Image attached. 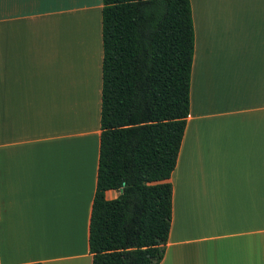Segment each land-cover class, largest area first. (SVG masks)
Here are the masks:
<instances>
[{"label": "crops", "instance_id": "crops-1", "mask_svg": "<svg viewBox=\"0 0 264 264\" xmlns=\"http://www.w3.org/2000/svg\"><path fill=\"white\" fill-rule=\"evenodd\" d=\"M190 3V111L158 264H264V0ZM101 8L0 0V264H91Z\"/></svg>", "mask_w": 264, "mask_h": 264}, {"label": "trees", "instance_id": "trees-1", "mask_svg": "<svg viewBox=\"0 0 264 264\" xmlns=\"http://www.w3.org/2000/svg\"><path fill=\"white\" fill-rule=\"evenodd\" d=\"M101 1L99 153L88 235L91 264H158L171 224L169 179L190 111L191 3ZM108 189L118 195L106 198Z\"/></svg>", "mask_w": 264, "mask_h": 264}, {"label": "water", "instance_id": "water-1", "mask_svg": "<svg viewBox=\"0 0 264 264\" xmlns=\"http://www.w3.org/2000/svg\"><path fill=\"white\" fill-rule=\"evenodd\" d=\"M120 191H122V189H120Z\"/></svg>", "mask_w": 264, "mask_h": 264}]
</instances>
